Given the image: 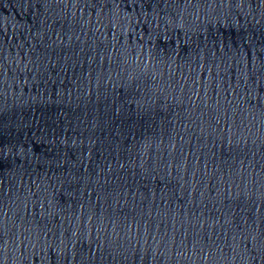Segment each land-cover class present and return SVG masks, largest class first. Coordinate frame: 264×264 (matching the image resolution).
<instances>
[{
  "label": "water",
  "instance_id": "1",
  "mask_svg": "<svg viewBox=\"0 0 264 264\" xmlns=\"http://www.w3.org/2000/svg\"><path fill=\"white\" fill-rule=\"evenodd\" d=\"M190 264H264V0H246L240 17Z\"/></svg>",
  "mask_w": 264,
  "mask_h": 264
}]
</instances>
